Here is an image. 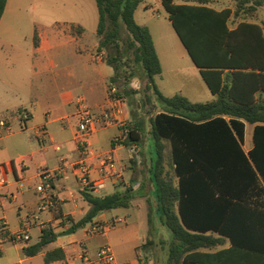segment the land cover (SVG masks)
<instances>
[{
  "label": "trees",
  "instance_id": "16d2710c",
  "mask_svg": "<svg viewBox=\"0 0 264 264\" xmlns=\"http://www.w3.org/2000/svg\"><path fill=\"white\" fill-rule=\"evenodd\" d=\"M158 1L213 100L191 102L159 91L155 76L162 68L152 36L134 18L143 0H94L97 49L107 51L105 62L114 71L111 84L120 80L119 60L132 65L116 94L128 99L134 91L126 85L136 78L146 82L154 97L156 111L148 122L154 146L149 176L156 206L148 209L147 220L157 217L171 236L168 264H264V23L241 20L229 26L231 17L239 12L252 16L264 0H232L234 10H217L209 6L210 0ZM6 2L0 0V19ZM246 123L254 125L253 147L247 153L242 147ZM142 127L140 120L129 127L125 143L139 141L135 129L142 133ZM11 168L17 176V163ZM81 193L90 208L79 225L101 212L127 208L133 198L130 189ZM48 235L30 253L48 243ZM225 239L228 248L201 252ZM55 258H63L60 249L47 253L44 260Z\"/></svg>",
  "mask_w": 264,
  "mask_h": 264
},
{
  "label": "crops",
  "instance_id": "0c3cea01",
  "mask_svg": "<svg viewBox=\"0 0 264 264\" xmlns=\"http://www.w3.org/2000/svg\"><path fill=\"white\" fill-rule=\"evenodd\" d=\"M8 6L9 0L6 2L0 19V35L3 31V19ZM72 29L78 31V27H72L71 33ZM79 33L77 37L71 34L72 38H75L76 46L75 53H73L75 58L69 59L70 61L68 58L61 59L58 63L52 58L47 60L46 55L49 50L52 49L55 56L57 51H62L59 48L60 44L52 43L56 39L54 36L49 44L45 38H40L30 51L20 50L12 44L7 45L10 51L5 57L11 59L14 57L17 61H22L27 74L25 81L22 82L25 87L24 92L20 90V83L17 82L14 86L4 74H0V115L8 118L12 128L11 133L0 138V166L5 169L7 180V185L0 190V196H13L9 199L3 198L0 219L5 220L10 232H26L29 240L25 243L6 242L2 244L0 264H78L81 248H85L88 254L93 255L102 245H108L111 248L119 264H168V243L171 236L160 225L157 217H152L151 223L147 220L148 209L156 206L153 198L154 185L149 176V169L153 164L154 146L144 142L142 133L139 129H135V135L139 136V141L134 142L139 148L138 153L133 155L129 153L125 157L119 154L123 148H129L130 144H126V140H121L120 143L114 140L120 139L124 125L131 127L137 121L128 115L127 98L117 94L116 96L111 95L110 88L114 87L113 84L110 81L104 84V78L108 75H102L101 64L105 60L95 59L94 62L99 66L94 67L83 59V48L77 44L82 38L83 29ZM153 43L156 49L154 39ZM4 49L5 45L0 43V56ZM1 62L0 58V65ZM5 63L4 67L9 61L5 59ZM202 82L206 86L203 79ZM114 88L118 91L117 87ZM199 90L205 92L202 86ZM206 90L209 100L205 102L213 100L215 96L208 88ZM176 94L188 97L182 90L172 96ZM78 97L85 99L93 113L96 126L86 142L88 161L96 164L101 156L112 154L122 174L121 179L108 182L105 192L100 195L126 189H130L133 194L129 207L101 212L94 217L103 224L123 218L125 219L124 227L115 225L108 231L96 235L86 233L88 223L79 225V221L87 214L90 207L83 199L74 173V165L81 157V150L75 139L79 122ZM116 97L121 103L115 101ZM24 112L28 114V118L22 127L20 115ZM57 123L59 125H56ZM97 125H101L100 130H97ZM247 125L248 123L245 124L242 145L246 153L253 147L252 140L246 143ZM249 125L252 134L254 125ZM108 127L116 128L118 131L112 138H109L110 148L91 151L96 142V139L92 137ZM39 129L44 132L41 144L36 145L31 138L40 139ZM29 131H33L31 138ZM67 132L70 134L69 138H67ZM164 144L165 153L169 155L170 147L167 142ZM50 152H54V155ZM12 162L17 163V176L11 168ZM167 163L166 158V168ZM43 170L55 171V176L51 181L50 201L44 202L42 201L45 193L36 191V187L43 183L40 177ZM41 202L46 206L38 210ZM137 211L145 215L141 234L135 223L127 224V219ZM70 228H73V232L66 233ZM45 234H49L47 236L49 242L43 244L37 252L30 253L32 247L40 242ZM212 235L214 238L218 237L217 234ZM146 241L151 248L145 253L142 247ZM160 244L163 246L159 247ZM229 246V240L225 239L221 245L201 250V252L213 253ZM55 249L62 251L63 258L45 261V255ZM159 250L165 258L162 262L159 259Z\"/></svg>",
  "mask_w": 264,
  "mask_h": 264
},
{
  "label": "rangeland",
  "instance_id": "374dc122",
  "mask_svg": "<svg viewBox=\"0 0 264 264\" xmlns=\"http://www.w3.org/2000/svg\"><path fill=\"white\" fill-rule=\"evenodd\" d=\"M175 2L195 3V0H175ZM158 4L159 2L157 0H143L135 10L134 18L138 24L146 26L149 29L155 41L156 52H158L157 54L162 64L161 74L155 76V83L159 91L165 96H172L178 93L179 90H182L188 96L186 98L190 101L205 102L209 100L207 88L202 84V78L198 69L192 63L185 48L174 32L167 18V12L161 5L158 6ZM209 6L218 9L223 7L235 9V4L232 0H210ZM241 20L259 24L264 23V6L257 9L252 16L244 12H239L237 16L230 18L229 26L233 28ZM97 25L98 13L94 0H9V6L3 19V31L0 35V43L5 45V49L0 56L2 61L0 65V70L2 72L0 71V74H4L8 78L7 80L12 82L14 86L17 82L20 83V90L24 92L25 87H23L22 82L25 81L24 78L27 74L26 69L23 62L17 61V58L13 57V59H11L5 57L10 51L7 45L12 44L20 50L30 51L32 47H35L40 38H45L49 44L52 42V37L54 36L56 39L52 43L60 44L59 48L62 49V51H57L55 56L52 49L49 50V53L46 55L47 60L52 58L58 63L61 59L68 58V61H70L69 59L73 60L75 58L73 57V53H75L76 46L75 38L73 39L72 35L75 37L80 35L78 31H74L73 29L71 33L70 29L79 26L83 29V33L81 35V40L77 42V44L83 48L82 57L94 67L99 66V64L94 62L95 55L102 53L104 56L103 60H105L107 51L97 49L99 41L97 36ZM14 55H16V53H14ZM5 59H7L9 63L4 67L3 65L6 64ZM19 60L22 59L19 58ZM117 64L119 65L118 73L120 80L115 82L113 86L122 89L124 79L127 78L132 71V65L125 58L119 60ZM101 65L102 75H108L107 78H104V84H107L113 76L114 71L106 62H103ZM126 86L130 91H134L127 99L126 109L128 115L131 119L134 118V121H141L143 126V140L153 145L148 117L156 111L152 106L154 97L150 95L151 92L146 88V82L144 80L140 81L139 79L133 78L130 79L129 84ZM201 86L204 87V93L199 90ZM147 95L151 97L150 101L145 100V96ZM140 103L142 104L141 107ZM132 113H134V115H132ZM56 125L59 124L57 123ZM250 127L251 126L248 124L246 130V143L252 140ZM100 128L101 125H97V130H100ZM32 132L33 131L28 132L30 138ZM67 133V138H69L70 134L69 132ZM117 133L118 131L116 128L109 127L97 132V134L92 137L96 139V142L91 151L110 148L109 138H112ZM42 136L41 134L39 137L40 139H31L36 145H40ZM88 139L89 137L87 140ZM53 153L54 152H50V154ZM129 153L132 154L129 148H123L119 152V154L124 157ZM167 159L169 160V157H167ZM105 190L102 191V193L105 192ZM144 219L145 215L143 212H133L132 217L127 219V224L130 225L135 223L139 229V234H141L143 232ZM118 227H124V224H119ZM147 241L142 247L145 253L149 252L151 248V245ZM161 246L163 245L160 244L159 247ZM92 250L94 251V248ZM159 259L161 262L165 259L164 255L161 254V250H159Z\"/></svg>",
  "mask_w": 264,
  "mask_h": 264
},
{
  "label": "built area",
  "instance_id": "2783aa9c",
  "mask_svg": "<svg viewBox=\"0 0 264 264\" xmlns=\"http://www.w3.org/2000/svg\"><path fill=\"white\" fill-rule=\"evenodd\" d=\"M95 59L102 61L104 56L102 53L95 55ZM111 95L116 96V89L110 88ZM115 101L121 103L120 99L116 97ZM78 128L75 133V139L81 150V157L74 165V173L79 189L83 192L91 193L93 195H100L102 191L106 189L107 183L112 180L121 179L122 174L119 170L117 161L112 154H106L99 158L96 164H92L88 161L86 154V142L88 136L95 131V121L92 111L86 104L83 97H78ZM28 118L26 112L20 115V124L23 127L25 121ZM12 132V128L9 124L7 117L0 115V138ZM42 134L43 130L39 129ZM129 134V129L126 125L122 127L120 139H115L114 142H121L126 140ZM132 154L138 153V146L136 143H131L129 146ZM55 176V171L43 170L40 174L43 183L36 187V191L45 193L44 201H50L52 185L51 181ZM7 185L5 178V169L0 166V190ZM12 195L8 197L0 196V207L3 198H12ZM39 205L38 210L45 208V203ZM125 223V219L117 218L107 224H103L100 221L93 218L87 226L86 233L89 235H96L103 233L114 227L115 225ZM29 240V235L24 231L10 232L7 228V224L3 218L0 219V246L6 242L25 243ZM78 264H119L116 262L114 254L108 245L100 246L93 255L88 254L85 248H81L79 252Z\"/></svg>",
  "mask_w": 264,
  "mask_h": 264
},
{
  "label": "water",
  "instance_id": "95a60500",
  "mask_svg": "<svg viewBox=\"0 0 264 264\" xmlns=\"http://www.w3.org/2000/svg\"><path fill=\"white\" fill-rule=\"evenodd\" d=\"M73 232V228H70L69 230L66 231V233H72ZM47 239H49V237H47Z\"/></svg>",
  "mask_w": 264,
  "mask_h": 264
}]
</instances>
